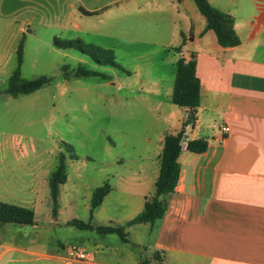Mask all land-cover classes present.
I'll return each mask as SVG.
<instances>
[{
    "label": "crops",
    "instance_id": "obj_1",
    "mask_svg": "<svg viewBox=\"0 0 264 264\" xmlns=\"http://www.w3.org/2000/svg\"><path fill=\"white\" fill-rule=\"evenodd\" d=\"M207 1L232 18L239 44L219 47L213 33L205 31L206 24H196L186 0H169L177 19L185 22L179 34L185 39L191 36L188 49L184 45L180 54L186 61L194 55L199 106L194 120L185 126L190 111L176 110L171 104L173 124L154 128L133 158L116 159L114 174L102 182L110 191L91 221L124 225L136 217L145 199L153 195L164 136L183 131L186 142L201 139L206 149L196 154L181 148L178 181L165 197L164 215L151 226L130 228V241L145 247L148 255H158L161 264H264V0ZM181 42L180 38L178 46ZM224 126L229 133L218 144ZM122 160L129 161L128 171L115 179ZM49 176L29 186L30 198L20 201L19 207L34 214L33 224L28 225L30 240L0 242V264H138L115 238L98 239L67 225L71 220L89 221L91 192L100 185L75 183L66 188L67 174L53 209ZM42 192L45 197L39 196ZM71 244L81 248L87 259L66 260Z\"/></svg>",
    "mask_w": 264,
    "mask_h": 264
},
{
    "label": "rangeland",
    "instance_id": "obj_2",
    "mask_svg": "<svg viewBox=\"0 0 264 264\" xmlns=\"http://www.w3.org/2000/svg\"><path fill=\"white\" fill-rule=\"evenodd\" d=\"M186 1L196 24L205 26L193 1ZM184 24L169 0H0V203L21 206L30 187L54 171L59 155L66 188L101 186L117 158H133L154 128L173 124L169 100L183 46L177 56L170 49L179 45ZM54 40L109 51L114 66L57 49ZM79 66L104 78L72 77ZM16 69L22 81H50L29 95L9 97L4 91ZM122 161L115 179L128 171L129 161ZM30 238L28 226L0 224L1 243Z\"/></svg>",
    "mask_w": 264,
    "mask_h": 264
},
{
    "label": "trees",
    "instance_id": "obj_3",
    "mask_svg": "<svg viewBox=\"0 0 264 264\" xmlns=\"http://www.w3.org/2000/svg\"><path fill=\"white\" fill-rule=\"evenodd\" d=\"M199 14L206 22L205 31H211L215 37L216 43L221 48L236 47L239 44L233 29L232 18L215 8H213L207 0H192ZM182 40L181 45L171 48L170 51L179 53L182 46H184V36L180 34ZM54 46L57 49L76 50L89 58L95 63L110 64L112 63V54L109 51H104L94 46H82L80 42H57L54 40ZM18 64L20 66L22 56V44L20 43L17 51ZM105 57L108 62H102L98 58ZM195 58L194 55L186 61L184 58H179L175 65L174 82L170 96V103L181 109H188L189 123L194 120V111L199 106L200 101V83L196 76L195 71ZM64 73L66 69L62 70ZM66 75V74H65ZM72 77H101L102 75L87 71L83 67H78L75 71L70 72ZM46 77H38L29 81H22L20 79L19 69H16L12 76L7 81V88L4 91L6 95L16 98L20 95H29L49 83ZM184 138L183 131L177 134H167L163 138L162 150L159 155L158 175L154 183L153 195L145 199L141 212L126 222L124 225L114 224H94L92 223L91 215L93 211L100 205L103 198L110 191L107 182L101 186L96 187L91 192L89 203L90 219L87 222L79 220H71L67 225L75 228L78 231L89 232L96 236L98 239H106L114 237L117 242L127 248L133 253L137 259L138 264H157L160 263L158 255H148L145 247L138 246L132 243L129 239V229L139 225H153L155 221L159 220L165 213L167 204L165 197L172 193L179 177L178 157L181 152V142ZM206 149V143L201 139L186 142V150L191 153H203ZM71 160H77L75 157H70ZM66 165L65 159L62 155L58 157V164L54 171L50 174L48 179L49 198L53 209L56 208L59 187L66 181ZM34 221V214L31 209L23 208L6 203H0V224H16V225H32Z\"/></svg>",
    "mask_w": 264,
    "mask_h": 264
},
{
    "label": "built area",
    "instance_id": "obj_4",
    "mask_svg": "<svg viewBox=\"0 0 264 264\" xmlns=\"http://www.w3.org/2000/svg\"><path fill=\"white\" fill-rule=\"evenodd\" d=\"M188 119H189V115L185 116L183 120L185 126L190 124ZM228 133H229V128L227 126L222 127L219 131L218 137L216 138V142L218 144H221ZM183 139L185 140V138ZM182 147H186V141L181 142V148ZM65 259L68 261H84L87 259V254L77 245L71 244L66 250Z\"/></svg>",
    "mask_w": 264,
    "mask_h": 264
},
{
    "label": "water",
    "instance_id": "obj_5",
    "mask_svg": "<svg viewBox=\"0 0 264 264\" xmlns=\"http://www.w3.org/2000/svg\"><path fill=\"white\" fill-rule=\"evenodd\" d=\"M182 141H185L184 139Z\"/></svg>",
    "mask_w": 264,
    "mask_h": 264
}]
</instances>
